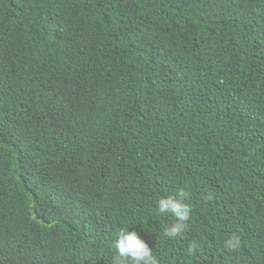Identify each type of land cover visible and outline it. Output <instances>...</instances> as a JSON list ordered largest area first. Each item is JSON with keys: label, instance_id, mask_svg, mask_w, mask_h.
Wrapping results in <instances>:
<instances>
[{"label": "trees", "instance_id": "obj_1", "mask_svg": "<svg viewBox=\"0 0 264 264\" xmlns=\"http://www.w3.org/2000/svg\"><path fill=\"white\" fill-rule=\"evenodd\" d=\"M122 228L264 264V0H0V264H111Z\"/></svg>", "mask_w": 264, "mask_h": 264}, {"label": "clouds", "instance_id": "obj_2", "mask_svg": "<svg viewBox=\"0 0 264 264\" xmlns=\"http://www.w3.org/2000/svg\"><path fill=\"white\" fill-rule=\"evenodd\" d=\"M188 196L189 193L181 190L177 196L161 197L156 201V213L173 217L174 222L164 229V235L169 239L181 237L187 228L192 212L191 207L184 203ZM207 199L211 200L212 195L209 194ZM240 245V238L233 234L224 241L223 247L227 251H235ZM111 248L114 250L111 264H158L153 250L136 231L122 228L112 241Z\"/></svg>", "mask_w": 264, "mask_h": 264}]
</instances>
